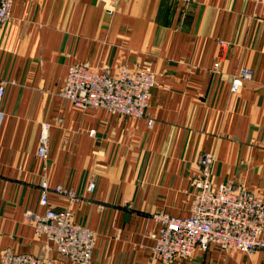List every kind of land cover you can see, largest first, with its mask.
<instances>
[{"label": "crops", "instance_id": "obj_1", "mask_svg": "<svg viewBox=\"0 0 264 264\" xmlns=\"http://www.w3.org/2000/svg\"><path fill=\"white\" fill-rule=\"evenodd\" d=\"M224 41V42H222ZM154 71L146 116L81 108L61 94L70 64ZM218 66L215 67V64ZM250 71L237 92L232 81ZM8 81L0 132V254L5 248L80 264L35 232L40 183L75 189L71 207L96 242L90 264H164L153 214L191 212L204 152L214 178L264 198V5L258 0H15L0 28ZM152 118L150 126L147 118ZM49 152L38 154L42 123ZM91 181L93 191L88 190ZM173 264H264L260 251L212 244Z\"/></svg>", "mask_w": 264, "mask_h": 264}, {"label": "built area", "instance_id": "obj_2", "mask_svg": "<svg viewBox=\"0 0 264 264\" xmlns=\"http://www.w3.org/2000/svg\"><path fill=\"white\" fill-rule=\"evenodd\" d=\"M15 0H0V28L11 18ZM264 5V0H258ZM218 63L215 64V67ZM250 71L243 68L232 81V91L237 92L244 77ZM8 81L0 78V132L3 130L6 113L3 101ZM157 84L154 71L143 66L126 64L113 70H99L90 62L70 64L61 88V94L74 105L105 108L123 116L144 117L150 101L151 90ZM150 126L152 118H147ZM50 123H42L38 154L47 157L49 152ZM214 155L204 152L199 159V172L194 177L191 212L186 216L166 212L153 214L159 228L150 236L155 239L154 253L164 264H173L189 258L198 250H207L215 244L226 250L264 254V198L245 184L217 181L213 174ZM91 181L88 190L93 191ZM40 203L46 206L44 213L26 212L33 222L35 232L45 236L63 256L90 264L97 234L88 226L74 219L71 207L57 209L51 205V192L70 201H79L73 188L52 186L47 179L40 183ZM0 264H54L48 256L29 252H16L5 248L0 254Z\"/></svg>", "mask_w": 264, "mask_h": 264}, {"label": "rangeland", "instance_id": "obj_3", "mask_svg": "<svg viewBox=\"0 0 264 264\" xmlns=\"http://www.w3.org/2000/svg\"><path fill=\"white\" fill-rule=\"evenodd\" d=\"M222 42H224V41H222ZM162 212V211H161ZM164 212V211H163ZM167 213V212H166ZM226 250V249H225ZM229 251H233V250H229Z\"/></svg>", "mask_w": 264, "mask_h": 264}]
</instances>
